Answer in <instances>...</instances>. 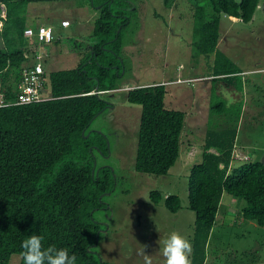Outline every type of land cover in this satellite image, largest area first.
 <instances>
[{
    "label": "trees",
    "instance_id": "1",
    "mask_svg": "<svg viewBox=\"0 0 264 264\" xmlns=\"http://www.w3.org/2000/svg\"><path fill=\"white\" fill-rule=\"evenodd\" d=\"M33 1L49 0H0V98L4 102L14 98L21 69L35 52L37 42L22 34L24 27L34 26L24 14L26 4ZM192 1L191 43L197 52L212 53L211 80L219 75L231 78L239 93L231 107L209 101V114L225 108L235 120L241 106V81L236 77L241 69L215 46L218 19L225 14L247 21L257 0ZM85 2L96 10L90 43L77 51L73 65L43 69L47 97L0 104V264H6L11 252L19 254L18 264H24L21 244L32 234L43 237L45 248H67L69 255L77 256V264H102L92 249L102 225L92 211L104 206L102 195L113 189L115 179L109 166L94 163V151L105 154L106 144L88 123L110 104L105 96L112 93L107 91L120 86V33L135 6L132 0ZM163 2L168 5L169 0ZM261 11L264 14V0ZM212 88L209 97L216 95ZM163 94L160 82L122 91L123 99L139 104L132 160L136 171L164 174L177 157L184 112L165 106ZM213 125L206 126L199 158L186 174L187 206L193 211L192 264L202 263L222 192L243 199L241 217L264 226V165L249 159L231 162L235 125ZM148 195L153 202L159 197L156 190ZM162 204L175 211L178 196L168 193Z\"/></svg>",
    "mask_w": 264,
    "mask_h": 264
},
{
    "label": "rangeland",
    "instance_id": "2",
    "mask_svg": "<svg viewBox=\"0 0 264 264\" xmlns=\"http://www.w3.org/2000/svg\"><path fill=\"white\" fill-rule=\"evenodd\" d=\"M261 1H256L247 21L225 14L218 19L215 46L241 69L236 77L241 81L243 110L234 120L225 108L209 114V101L231 107L239 95L233 79L219 75L211 80L212 53L197 52L191 43L193 1L169 0L165 5L163 0H132L134 12L120 33V86L107 91L112 93L105 96L110 104L88 123V128L99 132L106 144L105 154L94 151V163L109 166L115 179L113 189L102 195L104 206L92 211V217L102 225L92 246L102 264H145L143 245H147L145 252L151 264H165L160 251L162 241L173 231L190 239L193 211L187 206L186 174L189 165L199 158L206 126L222 127L232 122L235 136L231 155L236 161L231 162L249 159L264 165V75L255 74L264 70ZM95 13L85 0L26 4L25 21L49 25L54 37L34 47L42 57L44 71L74 64L77 51L90 43ZM61 18L68 19V24L60 25ZM76 35L80 36L73 38ZM152 81L163 83L165 106L184 112L178 154L164 174L133 169L139 104L126 101L122 95L131 86ZM209 87L216 95L209 97ZM150 190L158 192L157 201L150 200ZM168 193L178 196L175 211L162 204ZM223 200L221 208L231 212H225L224 217H237L243 199L223 192ZM214 230L204 250L203 264H264V226L238 217ZM18 260L19 254L11 252L6 264H18Z\"/></svg>",
    "mask_w": 264,
    "mask_h": 264
},
{
    "label": "clouds",
    "instance_id": "3",
    "mask_svg": "<svg viewBox=\"0 0 264 264\" xmlns=\"http://www.w3.org/2000/svg\"><path fill=\"white\" fill-rule=\"evenodd\" d=\"M255 74L264 75V70H257ZM42 241L43 237L36 234L23 240L21 256L24 264H77V256L69 255L67 248L57 249L55 246L45 248ZM162 245L160 251L165 258V264H192L193 245L187 236L173 231L162 241ZM146 247L147 245H143L142 255L145 264H151V257L145 252Z\"/></svg>",
    "mask_w": 264,
    "mask_h": 264
},
{
    "label": "built area",
    "instance_id": "4",
    "mask_svg": "<svg viewBox=\"0 0 264 264\" xmlns=\"http://www.w3.org/2000/svg\"><path fill=\"white\" fill-rule=\"evenodd\" d=\"M2 14V13H1ZM68 19L61 18L59 24L65 26ZM22 34L30 40L38 42H48L52 38V30L49 25L35 24L33 27L26 26L22 30ZM44 71L41 65V56L34 52L31 62L27 63L20 73L19 80L16 84V93L11 101L4 102L0 98V104L3 103H27L38 101L47 97L44 90ZM245 158V157H243Z\"/></svg>",
    "mask_w": 264,
    "mask_h": 264
},
{
    "label": "crops",
    "instance_id": "5",
    "mask_svg": "<svg viewBox=\"0 0 264 264\" xmlns=\"http://www.w3.org/2000/svg\"><path fill=\"white\" fill-rule=\"evenodd\" d=\"M230 17H233V16H230ZM75 35V34H74ZM80 35H76V36H74L73 38H75V37H79ZM201 77V76H200ZM152 82H157V81H152ZM152 82H148V83H152ZM159 82H161V81H159ZM141 84H147V83H141ZM209 89V92H210V89H211V87H209L208 88ZM238 95H239V93H238ZM242 107V106H241ZM241 107H240V111H239V114L241 113V111L243 110V108H242V110H241ZM210 150H213L212 148H210ZM231 161H236V159L235 160H231ZM223 192H222V194L220 195V199H219V202H218V206H217V209H216V212H215V216H214V221H213V223H212V225L210 226V229H209V232H208V235H207V238H206V241H205V245H204V250H205V247L207 246V244H208V242H209V240H210V237H211V235H213V233L215 232V227H217V226H219V225H221V224H226V223H229L231 220H233V222L235 221V219H238V217H240V220H243L244 218H242L241 217V215L239 214V212H238V214H236V216L237 217H232V218H230V219H228V218H225L224 217V213L226 212L228 215H231V212H229L230 210H227L226 208H221L222 207V204H223ZM226 201H228V200H226ZM235 216V215H234ZM219 228V227H218ZM203 260H204V258H203ZM203 260H202V263L201 264H203Z\"/></svg>",
    "mask_w": 264,
    "mask_h": 264
}]
</instances>
